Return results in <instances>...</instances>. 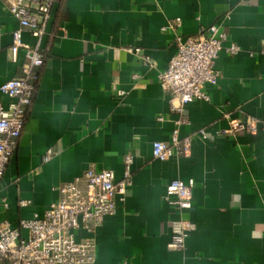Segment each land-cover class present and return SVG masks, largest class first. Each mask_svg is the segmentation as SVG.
<instances>
[{
	"label": "crops",
	"instance_id": "0c3cea01",
	"mask_svg": "<svg viewBox=\"0 0 264 264\" xmlns=\"http://www.w3.org/2000/svg\"><path fill=\"white\" fill-rule=\"evenodd\" d=\"M9 8L0 0V87L25 64L23 51L11 60L20 25ZM213 24L240 52L219 55L218 82L205 86L210 102L174 112L159 74L178 36ZM22 40L36 44L27 30ZM42 46L26 125L0 183V222L19 229L58 199L55 187L89 169L123 180L132 155L125 201L94 235H79L95 241L94 264H264V134L222 133L232 120L264 121V0H58ZM177 128L181 141L191 139L189 154L154 159L153 143L170 142ZM191 179L193 206L181 213L165 200L166 186ZM182 218L194 228L183 249L171 250L172 222Z\"/></svg>",
	"mask_w": 264,
	"mask_h": 264
},
{
	"label": "built area",
	"instance_id": "2783aa9c",
	"mask_svg": "<svg viewBox=\"0 0 264 264\" xmlns=\"http://www.w3.org/2000/svg\"><path fill=\"white\" fill-rule=\"evenodd\" d=\"M10 12L18 20L20 29L12 33L11 60L16 63L20 51L25 54L22 77L9 80L0 87V183L17 149L18 141L26 125L28 109L32 104L39 79L37 69L45 62L43 38L58 0H9ZM177 19L163 28L179 27ZM27 30L36 39L35 45L23 42L22 32ZM228 33L223 26L213 24L197 36L177 37L176 55L168 68L159 74L163 90L171 94L172 111L181 114L184 108L196 101L210 102L205 91L208 84L215 85L219 73L215 62L222 52L236 55L240 47L229 43ZM1 51V48H0ZM123 96L124 92L119 91ZM3 98L9 101L6 103ZM186 122L187 121H183ZM180 123V122H178ZM264 134V121L248 117L232 120L223 135ZM179 129L172 133L170 142H154L153 158L169 161L175 156H187L191 139L183 141ZM203 140L208 139L205 130L199 132ZM54 155L52 148L46 151L44 162ZM134 157L124 160L125 172L121 181L116 180L114 171L87 170L83 176L65 182L54 190L59 197L43 214H34L31 219L22 220L19 229L0 222V264H94L96 243L91 238H79L81 232L92 236L107 217L114 216L118 204L126 198L132 185L131 170ZM194 180L187 182L173 180L166 186L165 200L181 213L193 206ZM28 202H20L26 206ZM7 206V204H5ZM193 224L184 218L172 222V237L168 244L171 250H181L193 230ZM21 230L28 232L26 237Z\"/></svg>",
	"mask_w": 264,
	"mask_h": 264
}]
</instances>
